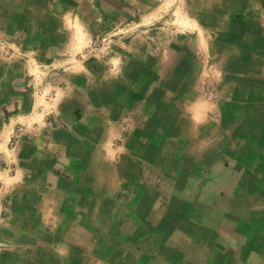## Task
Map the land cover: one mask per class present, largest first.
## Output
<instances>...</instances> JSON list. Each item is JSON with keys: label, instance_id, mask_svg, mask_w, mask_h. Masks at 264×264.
<instances>
[{"label": "crops", "instance_id": "0c3cea01", "mask_svg": "<svg viewBox=\"0 0 264 264\" xmlns=\"http://www.w3.org/2000/svg\"><path fill=\"white\" fill-rule=\"evenodd\" d=\"M263 202L264 0H0V264H264Z\"/></svg>", "mask_w": 264, "mask_h": 264}, {"label": "rangeland", "instance_id": "374dc122", "mask_svg": "<svg viewBox=\"0 0 264 264\" xmlns=\"http://www.w3.org/2000/svg\"><path fill=\"white\" fill-rule=\"evenodd\" d=\"M100 40V39H99ZM96 41H97V39H96ZM101 41V40H100ZM216 92H215V90L213 89V87L212 86H209L208 87V89H206V91H204V98L205 99H211V98H216ZM228 168L230 167V166H227ZM258 200H260V198L258 199ZM264 203V202H263ZM241 236L242 237H244V238H250V236H246V234H244V233H242L241 234ZM243 239V238H242ZM257 243H259V241H257ZM236 248V247H235ZM238 249H239V247H237ZM240 250V249H239ZM239 250L237 251V252H239ZM242 250H243V248H242ZM251 250H253V251H255L256 252V248H255V246L253 245L252 246V248H251ZM258 250V249H257ZM236 251V250H235ZM260 253L262 254V256H264V252L263 251H260ZM261 261H264V258H263V260H261ZM260 261V262H261ZM243 263V262H242ZM263 263V262H262ZM252 264H256V261H252Z\"/></svg>", "mask_w": 264, "mask_h": 264}]
</instances>
